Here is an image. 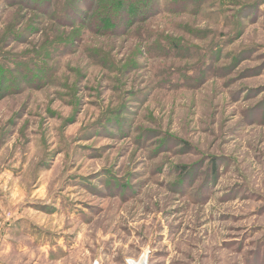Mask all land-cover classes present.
<instances>
[{
    "label": "rangeland",
    "instance_id": "374dc122",
    "mask_svg": "<svg viewBox=\"0 0 264 264\" xmlns=\"http://www.w3.org/2000/svg\"><path fill=\"white\" fill-rule=\"evenodd\" d=\"M151 3L0 0V264H264V0Z\"/></svg>",
    "mask_w": 264,
    "mask_h": 264
},
{
    "label": "trees",
    "instance_id": "16d2710c",
    "mask_svg": "<svg viewBox=\"0 0 264 264\" xmlns=\"http://www.w3.org/2000/svg\"><path fill=\"white\" fill-rule=\"evenodd\" d=\"M74 1L76 2L77 0H67V4L71 5ZM78 1H80L79 5H84V7H86V16L84 17V14H78L77 16L70 15V18L73 17L71 21L64 20L62 22L65 24L60 22V24L56 25L60 27L59 29L69 31V33L62 32L61 36L58 38L60 42L67 43V46L71 45L75 40H82L81 33H84L86 30L91 34H102L103 36L127 34L134 26H140L142 23L147 22L151 17L156 15L159 10L158 6L151 3V0ZM85 24L86 27L84 26ZM78 26L85 27L83 32L79 31Z\"/></svg>",
    "mask_w": 264,
    "mask_h": 264
},
{
    "label": "water",
    "instance_id": "95a60500",
    "mask_svg": "<svg viewBox=\"0 0 264 264\" xmlns=\"http://www.w3.org/2000/svg\"><path fill=\"white\" fill-rule=\"evenodd\" d=\"M130 264H133L132 262Z\"/></svg>",
    "mask_w": 264,
    "mask_h": 264
}]
</instances>
